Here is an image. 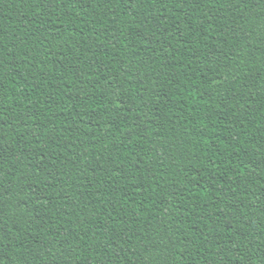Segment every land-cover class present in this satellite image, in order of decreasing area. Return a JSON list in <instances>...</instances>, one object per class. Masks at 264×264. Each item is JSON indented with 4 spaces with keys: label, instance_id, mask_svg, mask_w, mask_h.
<instances>
[{
    "label": "trees",
    "instance_id": "trees-1",
    "mask_svg": "<svg viewBox=\"0 0 264 264\" xmlns=\"http://www.w3.org/2000/svg\"><path fill=\"white\" fill-rule=\"evenodd\" d=\"M0 264H264V0H0Z\"/></svg>",
    "mask_w": 264,
    "mask_h": 264
}]
</instances>
